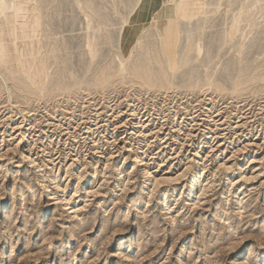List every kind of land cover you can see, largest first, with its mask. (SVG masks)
<instances>
[{
	"label": "rangeland",
	"instance_id": "obj_1",
	"mask_svg": "<svg viewBox=\"0 0 264 264\" xmlns=\"http://www.w3.org/2000/svg\"><path fill=\"white\" fill-rule=\"evenodd\" d=\"M76 1L15 0L0 10L1 50L14 43L28 50L25 45L36 40L17 39L41 26L37 15L43 18L49 58L53 46L62 47L58 58L83 82L38 101L0 75V264H238L237 255H245L247 264H264V81L249 82L238 93L233 86L264 74V41L242 66L228 45L210 51L214 37L221 44L229 17L240 7L256 15L264 39V0H207L213 4L208 26L214 27L207 29L200 58L189 55L188 75L197 85L174 81L167 90L137 86L132 77L115 72L112 83L96 86L92 72L83 76L90 61L87 38L106 36L103 46L99 42L101 66L119 67L122 56L142 63L160 55L167 63L174 53L180 62L195 34L197 20L188 16L194 0ZM89 3L99 11L93 24L86 15ZM177 13L184 19L176 20ZM242 26L247 34L248 24ZM215 69L222 71L212 78L220 92L197 79ZM238 69L244 77L233 81L228 72ZM10 70H18L17 65L0 71L11 76ZM25 152L32 164L17 169ZM36 166H44L41 173ZM196 173L202 185L212 188L195 212L183 197ZM52 175L58 176L56 185L48 182ZM161 179L167 180L162 191L151 193ZM78 185L81 197H73L75 208L69 210L67 201L74 200L70 195ZM222 210L231 216L225 225L216 218ZM104 228L114 239L103 254ZM174 228L181 235L172 236ZM140 240L147 245L139 248ZM251 253L256 258L250 261Z\"/></svg>",
	"mask_w": 264,
	"mask_h": 264
},
{
	"label": "bare ground",
	"instance_id": "obj_2",
	"mask_svg": "<svg viewBox=\"0 0 264 264\" xmlns=\"http://www.w3.org/2000/svg\"><path fill=\"white\" fill-rule=\"evenodd\" d=\"M14 1L15 0H0V10L3 12L7 8L14 6L15 5ZM184 1H187V0H184ZM184 1H182V2H184ZM246 1H250V0H246ZM193 2H194L192 4L193 9H194L193 14L188 15V16H191L189 19H192V20L196 19L197 25L194 29L195 34L190 35V37L188 38L189 40L191 39L192 42L190 44H188L185 58L182 61L179 62V61L175 60V55H176L175 53L169 56V61L167 63H165L163 60H161L160 55H155L154 58L153 57L148 58V60H146L145 62H142V63L127 62L124 59V57L122 56L120 59V66L119 67H113L112 68V65L101 66V63L98 62L99 53L102 50L99 42H104L101 44L103 46L105 44V41L107 40V38L104 35L101 36L99 33L98 34L96 33V34H92L91 37L87 38L86 48H87V54L89 56L90 61L88 62V64H86V67H84V68H87L86 69L87 71H84L85 73L83 74V76H86L88 73L92 72L91 73L92 75L90 77H93V81L95 80L96 86H104V85L112 83L113 80L111 78L113 77L112 73H114V72L115 73H121V74H127V77H132L131 78L132 83L136 84L137 86L138 85L147 86L149 89L157 88L158 90H160V89L166 88V90H167L168 86L172 87L175 84L174 81H184L188 84H191L190 87L196 86L197 84H195V82H193L194 81L193 78L188 75V73H191L190 67L193 64V61H192L193 59H191L189 57V55H190V52H195L198 59L200 58V56L203 52L202 48H201V45H202L201 43L205 41V38L207 36V33H206L207 29L212 28L214 26L213 25L208 26L210 23V17L208 15L211 14L208 12V9L213 4H211V3L208 4L207 0H194ZM76 4L79 5V4H82V2L78 1ZM186 5H187V3H186ZM189 6H190V4H189ZM243 8L244 7H240V9L237 11V13H235V15H232L231 17H229V19L231 20V23H230V26L221 35V42H220L221 44H219V43L217 44V42L214 40L215 37L210 42V51H212L214 48H216V49L219 48V52H220V49H222L223 46H227V45L230 46L231 49H234L233 58L235 61L238 62V66H242V65H246V64L250 63L248 61L247 54L256 51L258 49V47H255V46L258 45L260 42L264 41V39L262 38L263 33H261L259 31L258 23L255 22L256 15L249 13L248 12L249 10L245 11V9H243ZM85 9L91 10V12L86 13V15H87V18H89V20H90V24H93L94 21L97 19L96 17L98 15L99 11L95 10V8H93L90 3L88 5H86ZM85 11L86 10H84V12ZM180 14L179 13L176 14V20L184 19L181 17L182 14L181 15ZM214 15H216V12H212V16H214ZM201 18H203V20H200ZM34 19H36L37 21H40L41 26L33 27L32 32L29 36L20 35L17 39V41L19 39H24L27 41L29 39H35L36 42L33 43L29 40V44L25 45L26 49H28V50H22L21 51L18 44H15V43L13 44L12 49H9V48H5L2 50L0 49V53H1L0 55L2 58V65H0V70H1V68H4L5 70L9 71V69L14 65H17V69H18L16 71L10 70L9 74L11 73V76H8L7 74H3L0 71V75L2 76L4 83L7 84L9 81H16V85H17L16 87L20 88L19 89L20 91L23 90L29 96H34L36 98V100H38V101L42 100L43 98L48 97V96L50 97L53 95L55 96V95L61 94L62 92L63 93L64 92H70L77 85L82 86L83 85L82 80H81V82H78L75 78V74L71 73V71L70 72L67 71L68 70L67 67H69V65L66 64L65 60H64V63H62L61 58H58V51H61L62 47H59L58 45L53 46V49L51 51L53 53V56L49 58L48 48L43 43V37H45V33H46V30L44 29L43 18L40 17V19H39L36 15L34 17ZM244 22H246V24H248V26L250 28V31L247 34H245V31H244L243 26H242V24ZM171 27L172 26L168 25L166 28L170 29ZM104 30L105 29H103V28H99L98 31L100 33L102 31V33H104L103 32ZM106 31H107V29H106ZM101 38H103V39H101ZM65 46L66 45L64 44V47ZM220 46H221V48H220ZM8 54H12V56L10 57V56H8ZM27 57H30V58H27ZM154 64H158L159 68L156 69L153 66ZM96 68H98V70H94ZM70 69H72V68H70ZM256 69H258V68H256ZM226 70H229V69H226ZM2 71H3V69H2ZM217 72L219 74L222 71H218L217 69H215V73H213L211 75H207L204 78L198 77L197 79L203 81V86H207L209 88L214 87L215 89L219 90V92H220V90H223L222 87H220L219 84L212 82L213 77H216V76L218 77ZM228 73L230 74L229 77L233 76V81L235 78H243L244 77V75H243L244 73L242 71H239V69L233 75L231 74L232 72H228ZM257 76H253L252 78L248 77L249 78L248 80L234 81L233 82L234 83L233 86L235 88L234 93H238L239 87H242L249 82H253V81H256L258 79L264 81V74L261 75L260 77H257ZM229 77H225V78H229ZM219 78L224 79V78H222V76H219ZM67 79H69V80H67ZM94 87H95V85H94ZM88 89H89V87H88ZM1 92H3V91L1 90ZM214 92H215V90H214ZM222 92H224V91H222ZM28 162H31V159L28 156V153L25 152L24 154H22V162L18 163L16 168L17 169L21 168L24 163H28ZM140 162L142 163V160H140L139 163ZM31 164H32V162H31ZM33 164H35V163H33ZM42 167H44V166H36L35 168H36V170L37 169L39 170L37 172H40V170H42L41 169ZM145 171L148 174L149 171L148 170H145ZM200 176H201L200 173H196V175L194 176V181H193L192 185L190 186V190L183 197L184 203L188 204V206H189L188 208L192 207V209H194V211H195V209L198 210L199 207L201 208V206H203L202 202L206 199L205 197L208 195V193L210 192V189L212 188L211 186H209L207 184H205V186L202 185L200 183V180H201ZM182 177H183V175L180 178L182 179ZM180 178L178 177V179H176L174 181H178ZM161 180L162 181H156L155 182L154 189L152 190L151 193H153V191H155V190H157L158 192L162 191L161 186H162V184L167 182V180H163V179H161ZM237 180L230 181V186L233 185L234 181H237ZM246 181L248 182L250 180L246 179ZM48 182H50L51 185H56L58 182V176L52 175V177L49 179ZM45 187L47 188L48 192H50L49 191L50 186H45ZM73 190H74V192L72 191L73 193L70 195V196L73 195L71 197V200L76 198V197L77 198L81 197V196H78L79 190H80L79 185L76 187V189H73ZM23 194L24 193H22V195H21L22 197H23ZM163 195L165 197L166 192H164ZM151 197H152V195H151ZM246 197L247 196H245L244 198H246ZM149 199H151V198H149ZM243 200L244 199H242L241 201L239 200L240 202L239 201H237V202L242 203ZM150 202H151L150 200L149 201H143V203L146 205H148ZM67 203L69 206H71V208L69 210H73L75 208V199L73 201H69V202L67 201ZM10 204H12V203H10ZM8 205H9V203H8ZM9 209L11 210L13 208L10 207ZM169 209H171V207H169ZM183 209L184 208H180L179 211H182ZM221 209H222V207L220 206V203H217V209L216 210L218 211ZM190 211H193V210L190 209ZM10 213L11 212H9L8 214H10ZM8 216L9 215H5V222L4 223L9 222ZM216 218H220L221 220H224V223H223L224 225L226 222L228 223L231 220V216L228 214V212L223 211V210L217 213ZM242 218H243V216H242ZM112 227H114V226H112ZM108 228L107 229L104 228L105 230L103 232H104L105 236L108 234L107 233ZM69 230L71 231L72 228H70ZM113 230H114V228H113ZM180 230L181 229H179V228L172 229L171 235L176 236V234H178L180 232ZM226 230H228V229H226ZM183 232H184V230H183ZM110 233L112 234V230ZM155 233L156 232H153L152 235ZM201 234L205 235L206 229L203 230ZM107 236H106V239H103L104 241L102 242V245L100 246V249H99V251H102L103 254L105 253L106 248L111 246L110 242L114 239V237H113L114 233L112 235H109L108 237ZM153 236H155V235H153ZM74 238L72 240H75ZM141 240H143V236H142ZM141 240H140V242H141ZM173 241H175V239ZM75 242H77V241H75ZM205 243H207V242H205ZM143 245H147V244H142V242L141 243L138 242L137 246L140 248ZM205 248H207V247L205 246ZM183 249H185V247H183ZM106 254H108V253L106 252ZM122 254H121V256H122ZM116 256H117V252L114 251L112 258L113 257L116 258ZM122 257L126 258L127 255L123 254ZM180 258H182V257H180ZM237 258H238V255L236 256V259L234 262H236L238 264H247V263H245L246 260L244 262L242 261V259L245 258V255H244V257H242L240 259H237ZM255 258H256V255L254 253H251L250 258H249L250 261L254 260ZM125 261H126V259H125ZM73 264H76V262L74 261ZM125 264H130V261H127V263H125Z\"/></svg>",
	"mask_w": 264,
	"mask_h": 264
}]
</instances>
